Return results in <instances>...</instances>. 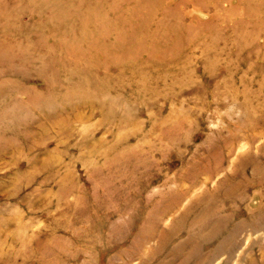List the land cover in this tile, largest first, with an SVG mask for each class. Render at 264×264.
<instances>
[{
    "label": "rangeland",
    "instance_id": "obj_1",
    "mask_svg": "<svg viewBox=\"0 0 264 264\" xmlns=\"http://www.w3.org/2000/svg\"><path fill=\"white\" fill-rule=\"evenodd\" d=\"M0 264H264V0H0Z\"/></svg>",
    "mask_w": 264,
    "mask_h": 264
}]
</instances>
